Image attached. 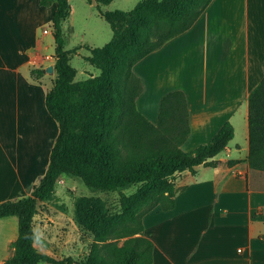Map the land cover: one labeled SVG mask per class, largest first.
I'll return each mask as SVG.
<instances>
[{
	"label": "crops",
	"instance_id": "crops-1",
	"mask_svg": "<svg viewBox=\"0 0 264 264\" xmlns=\"http://www.w3.org/2000/svg\"><path fill=\"white\" fill-rule=\"evenodd\" d=\"M259 1L212 0L192 27L133 67L142 82L136 107L151 123L163 96L184 93L190 129L184 151L206 144L226 122L234 129L213 158L216 166L172 175V209L156 206L144 214L152 264H264V171L247 161L248 95L264 76ZM55 9L56 2L0 0V203L30 195L59 132L45 106L55 78ZM34 69L43 74L36 78Z\"/></svg>",
	"mask_w": 264,
	"mask_h": 264
},
{
	"label": "trees",
	"instance_id": "trees-1",
	"mask_svg": "<svg viewBox=\"0 0 264 264\" xmlns=\"http://www.w3.org/2000/svg\"><path fill=\"white\" fill-rule=\"evenodd\" d=\"M107 5L112 0H97ZM56 2L54 72L45 97L49 115L59 132L49 155L46 172L30 195L0 203V219L18 218L13 254L3 264H66L37 250L33 220L39 205L52 198L63 176L81 181L94 192H117L120 213L111 214L98 198L81 197L74 218L100 243L93 244L84 263L152 264L153 243L144 236L143 216L156 206L174 207L176 188L172 175L184 170L195 173L234 136L226 122L206 144L191 151L181 146L189 135L188 108L184 93L174 90L160 101L156 124L136 107L142 82L134 65L169 39L185 32L212 0H143L129 11H102L112 37L105 45L90 49L86 61L100 70L94 78L76 81L70 58L77 48H64L63 22L70 15L68 0H39L40 6ZM39 78L43 69H34ZM249 167L264 171V76L248 95ZM139 185L127 195L125 191Z\"/></svg>",
	"mask_w": 264,
	"mask_h": 264
},
{
	"label": "rangeland",
	"instance_id": "rangeland-1",
	"mask_svg": "<svg viewBox=\"0 0 264 264\" xmlns=\"http://www.w3.org/2000/svg\"><path fill=\"white\" fill-rule=\"evenodd\" d=\"M143 0H112L104 5L90 0H71L74 13L63 22V35L66 37L65 49L77 47L71 55V65L76 68L77 81L94 78L100 70L86 62L90 47L105 45L112 36L110 25L100 17L102 11H129ZM260 0L259 3H263ZM45 28H49L48 25ZM172 181V177L170 178ZM173 182V181H172ZM139 185L132 186L125 193H134ZM81 197L100 199L111 214L120 213V200L117 192H94L81 181L63 176L55 187L52 198L39 205L33 220L35 247L38 251L58 260L69 259L66 264L84 263L91 253L93 244L100 243L94 234L81 228L75 221L76 201ZM18 235L17 217L0 219V260L12 256V242ZM39 264H51L41 262Z\"/></svg>",
	"mask_w": 264,
	"mask_h": 264
},
{
	"label": "water",
	"instance_id": "water-1",
	"mask_svg": "<svg viewBox=\"0 0 264 264\" xmlns=\"http://www.w3.org/2000/svg\"><path fill=\"white\" fill-rule=\"evenodd\" d=\"M53 68L49 67L47 71L52 72Z\"/></svg>",
	"mask_w": 264,
	"mask_h": 264
},
{
	"label": "built area",
	"instance_id": "built-area-1",
	"mask_svg": "<svg viewBox=\"0 0 264 264\" xmlns=\"http://www.w3.org/2000/svg\"><path fill=\"white\" fill-rule=\"evenodd\" d=\"M43 33H47V28H45V29L43 30Z\"/></svg>",
	"mask_w": 264,
	"mask_h": 264
}]
</instances>
